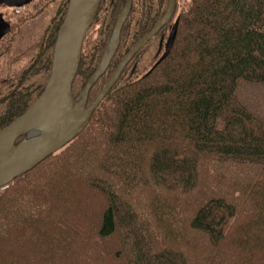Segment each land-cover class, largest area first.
Instances as JSON below:
<instances>
[{
    "label": "trees",
    "instance_id": "1",
    "mask_svg": "<svg viewBox=\"0 0 264 264\" xmlns=\"http://www.w3.org/2000/svg\"><path fill=\"white\" fill-rule=\"evenodd\" d=\"M125 1H100L83 39L74 98L98 67ZM177 2L76 136L0 187V264H264V121L237 94L264 84V0ZM67 3L42 1L47 34L29 46L24 66L0 75V130L43 91ZM167 4L132 0L119 46L86 106ZM173 23V42L163 49ZM227 176V191H218ZM70 184L101 200L82 199V186ZM185 208L195 210L184 230ZM91 225L95 231L81 232ZM113 238L114 250H101Z\"/></svg>",
    "mask_w": 264,
    "mask_h": 264
},
{
    "label": "water",
    "instance_id": "2",
    "mask_svg": "<svg viewBox=\"0 0 264 264\" xmlns=\"http://www.w3.org/2000/svg\"><path fill=\"white\" fill-rule=\"evenodd\" d=\"M24 1L0 0V3L11 5ZM131 2L125 1L97 69L79 96L74 98L71 86L81 59L83 39L96 16L100 0H68L53 44L50 72L43 91L21 115L0 130V187L32 169L76 136L116 83L125 65L167 23L175 7V0H168L164 16L126 53L94 101L86 106L90 88L106 70L119 44L120 29ZM174 32L175 27L170 34L169 46Z\"/></svg>",
    "mask_w": 264,
    "mask_h": 264
},
{
    "label": "rangeland",
    "instance_id": "3",
    "mask_svg": "<svg viewBox=\"0 0 264 264\" xmlns=\"http://www.w3.org/2000/svg\"><path fill=\"white\" fill-rule=\"evenodd\" d=\"M42 1L43 0H25L24 2L25 3H23L22 5H17V7H1L0 8V12L2 13V15H3V17L6 19H8L9 18V21L10 22H12V25L13 26H11V28H10V31L8 32V34H7V36L1 41V43H0V75H6V74H9V73H12V71L13 70H15V69H17V68H20L22 65L24 66L26 63H27V61H29V57H30V53H31V48H29V46L31 45V44H36L37 43V41H40L41 39H43L44 37H45V35L47 34V22H46V19H45V14H42V15H40V14H38V10H39V8H41L42 7ZM101 1V0H100ZM188 0H178V4H181V5H183V3L185 4L186 2H187ZM68 4V3H67ZM175 5H176V3H175ZM167 6H168V4H167ZM66 9H67V7H66ZM174 9H175V7H174ZM16 10V11H15ZM17 11H19V12H21V14H20V16H21V18H16V17H14L13 16V14L14 15H16L17 13ZM166 12V11H165ZM46 13V12H45ZM173 13H174V10H173ZM173 13H172V15H173ZM97 14V13H96ZM165 14V13H164ZM172 15H171V17H172ZM164 16V15H163ZM162 16V17H163ZM96 17V16H95ZM161 17V18H162ZM170 17V18H171ZM64 18V17H63ZM116 18H117V16H116ZM6 19V20H7ZM95 19V18H94ZM63 20V19H62ZM170 20V19H169ZM168 20V21H169ZM8 21V20H7ZM94 21V20H93ZM115 21H116V19H115ZM125 21V20H124ZM124 21H123V23H124ZM160 21V20H159ZM158 21V22H159ZM168 21H167V23H168ZM157 22V23H158ZM93 23V22H92ZM114 25H115V23H114ZM123 25V24H122ZM165 25V24H164ZM163 25V26H164ZM156 26V25H155ZM154 26V27H155ZM162 26V27H163ZM153 27V28H154ZM161 27V28H162ZM175 27V31H176V24L175 23H173L172 25H171V27H169L168 29H167V34H168V37H167V39L166 40H163V49H165L167 46H169V39H170V34H171V32H172V30H173V28ZM114 28V27H113ZM122 28V27H121ZM160 28V29H161ZM159 29V30H160ZM158 30V31H159ZM88 31V30H87ZM120 31H121V29H120ZM157 31V32H158ZM112 32H113V30H112ZM149 32V31H148ZM147 32V33H148ZM87 33V32H86ZM146 33V34H147ZM145 34V35H146ZM95 35V33L93 32V31H90L89 32V35H88V38H93V36ZM111 35H112V33H111ZM144 35V36H145ZM156 35V34H155ZM154 35V36H155ZM154 36H152L150 39H152ZM174 36H175V32H174ZM143 37V36H142ZM141 37V38H142ZM140 38V39H141ZM139 39V40H140ZM149 39V40H150ZM173 39H174V37H173ZM138 40V41H139ZM148 40V41H149ZM159 40L160 39H158V42H159ZM147 41V42H148ZM160 41H162V40H160ZM119 42H120V33H119ZM146 42V43H147ZM172 42H173V40H172ZM172 42H171V44H172ZM145 43V44H146ZM160 44H161V42H159ZM144 44V45H145ZM171 44H170V46H171ZM135 45V44H134ZM133 45V46H134ZM143 45V46H144ZM108 46V45H107ZM118 46H119V44H118ZM118 46H117V48H118ZM132 46V47H133ZM142 46V47H143ZM131 47V48H132ZM117 48H116V50H117ZM130 48V49H131ZM129 49V50H130ZM141 49V48H140ZM139 49V50H140ZM116 50H115V52H116ZM138 50V51H139ZM137 51V52H138ZM115 52H114V54H115ZM136 52V53H137ZM105 53V52H104ZM135 53V54H136ZM113 54V55H114ZM134 54V55H135ZM113 55H112V57H113ZM126 55V54H125ZM124 55V56H125ZM133 55V56H134ZM123 56V57H124ZM112 57H111V59H112ZM122 57V58H123ZM12 58H14L15 59V62H10V60L12 59ZM52 58V57H51ZM111 59H110V61H111ZM110 61H109V63H110ZM121 61V60H120ZM80 63V62H79ZM119 64V63H118ZM109 65V64H108ZM118 66V65H117ZM126 66V65H125ZM79 67V66H78ZM108 67V66H107ZM117 68V67H116ZM115 68V69H116ZM97 69V68H96ZM107 69V68H106ZM105 72V71H104ZM114 72V71H113ZM122 73V72H121ZM111 76V75H110ZM88 81V80H87ZM71 91H72V89H71ZM237 94H239V97L241 98V99H243V101L249 106V107H254L253 108V110L252 109H249V111L251 112V113H253L254 115H258L259 116V118H261V120H263L264 121V84L263 85H254V86H242L241 87V91H239ZM73 95V94H72ZM79 96V95H78ZM77 96V97H78ZM237 96V95H236ZM77 97H75V98H77ZM247 106V107H248ZM255 110V111H254ZM125 147L129 150V144H126L125 145ZM124 149V148H123ZM133 149H135V148H133ZM132 153L134 154L135 152H134V150L132 151ZM148 157L149 156H146V159H145V161H144V163H143V168H144V170H143V175H144V177L147 179V181L145 182V183H148L147 185H149V187H150V192L152 193V192H154L153 191V186H152V184H151V182H149V180H151L150 179V173L147 171V164H148ZM217 169H220V166H219V168H217ZM219 171H221V170H219ZM218 171V172H219ZM222 172V171H221ZM206 174L208 175V178H209V176H210V178L213 180L214 178H215V180H216V182H218V180H217V173H213L212 171H209V170H207L206 171ZM83 175H80L79 177H82ZM204 177V176H203ZM207 178V177H206ZM207 178V179H208ZM220 178H221V176H220ZM228 178V179H227ZM227 178H225V180H224V184L220 187L219 186V189H218V191L219 190H222V191H227V187L226 188H224L223 186H225L226 185V183H227V181H229V176H227ZM204 182H205V180H204V178H202L201 179V181L199 182V188H197V192H198V190H200V187L201 188H203V184H204ZM206 182H207V180H206ZM208 183V182H207ZM220 184H222V182L220 181L219 182ZM229 185V184H228ZM227 185V186H228ZM82 186V189H81V191L79 192V193H81L80 194V196H83V198L82 199H85V198H93V199H91V201H93V202H96V201H100L101 199H100V197H101V195L100 194H98V193H94L93 191H90V189H89V187L87 188V187H85V186H83V185H78V184H74V185H72V184H70L69 186H67V187H69V188H71V187H81ZM209 186H210V183H209ZM209 186H208V188H209ZM70 190H74V189H70ZM217 190V189H216ZM209 191L211 192V195H212V193L213 194H216L217 192L215 191V189H213L211 186H210V188H209ZM213 191V192H212ZM215 192V193H214ZM99 197V198H98ZM82 202V201H81ZM82 204V203H81ZM189 208V207H188ZM188 208H185L186 210L184 211V216H185V220H184V227H183V229L185 230V229H187V223H186V218H187V220H188V217H190V214L193 212V210H195V208L192 210V211H189V209ZM74 214H76V215H78L76 212H74ZM62 215V214H61ZM184 216H183V218L182 219H184ZM74 217H76V216H74ZM69 223V222H68ZM66 224V223H65ZM95 229H96V226H92L91 225V227L89 226V227H87L86 228V230L84 229V230H82L81 232H84V233H88V234H90V232H88V231H95ZM42 236H45V235H42ZM93 236L94 235H92V239H93ZM39 237H41V235H39ZM184 237H186V234H184ZM164 238H166V239H168L167 237H165V235H164ZM39 241L40 242H42V239L41 238H39ZM177 241V240H176ZM75 241H73V242H71V243H74ZM174 243V242H173ZM198 243H200V242H198ZM92 244V243H91ZM89 245V247H88V249H89V251L91 252V250H94L95 249V245ZM117 239L116 238H113L112 240H107V241H105L104 242V244L103 243H101V250H104V249H107V250H112L113 249V247L114 246H117ZM104 245V246H103ZM173 244L171 243V242H169V246L170 247H172V248H174L175 246H177V245H173ZM80 248L81 249V247L79 246V243L78 242H75L74 243V245L72 246V248ZM201 248V247H200ZM202 250H203V248H201ZM114 250V249H113ZM91 258H93V255H91ZM35 260H39L40 262L42 261L40 258H38V256L36 257V259ZM68 261H67V264H73L72 262V258H68L67 259ZM236 262H237V260H236ZM233 264H235L234 262H233Z\"/></svg>",
    "mask_w": 264,
    "mask_h": 264
},
{
    "label": "flooded vegetation",
    "instance_id": "4",
    "mask_svg": "<svg viewBox=\"0 0 264 264\" xmlns=\"http://www.w3.org/2000/svg\"><path fill=\"white\" fill-rule=\"evenodd\" d=\"M23 3H25V2H22V3L16 2V3L11 4V5H8L6 3H0V8L1 7H17V5H22ZM16 13L17 14L14 15L15 14L14 13L13 16L18 18V19L21 18V16H20L21 12L17 11ZM6 19L3 17L2 13L0 12V43L7 36L8 32L10 31L11 26H13L12 22L9 21V18L7 19L8 21Z\"/></svg>",
    "mask_w": 264,
    "mask_h": 264
}]
</instances>
